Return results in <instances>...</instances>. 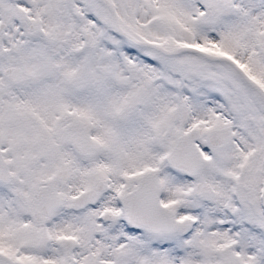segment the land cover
<instances>
[{"label": "snow or ice", "instance_id": "obj_1", "mask_svg": "<svg viewBox=\"0 0 264 264\" xmlns=\"http://www.w3.org/2000/svg\"><path fill=\"white\" fill-rule=\"evenodd\" d=\"M0 264H264V0H0Z\"/></svg>", "mask_w": 264, "mask_h": 264}]
</instances>
